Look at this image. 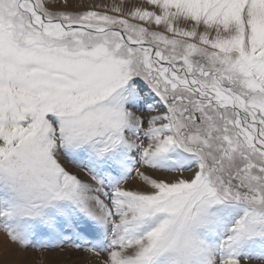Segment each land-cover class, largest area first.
Wrapping results in <instances>:
<instances>
[{"label": "snow or ice", "instance_id": "1", "mask_svg": "<svg viewBox=\"0 0 264 264\" xmlns=\"http://www.w3.org/2000/svg\"><path fill=\"white\" fill-rule=\"evenodd\" d=\"M0 232L264 264V0H0Z\"/></svg>", "mask_w": 264, "mask_h": 264}, {"label": "rangeland", "instance_id": "2", "mask_svg": "<svg viewBox=\"0 0 264 264\" xmlns=\"http://www.w3.org/2000/svg\"><path fill=\"white\" fill-rule=\"evenodd\" d=\"M87 254L78 252H38L34 249L21 250L16 245L10 244L5 239V234L0 232V264H74Z\"/></svg>", "mask_w": 264, "mask_h": 264}]
</instances>
